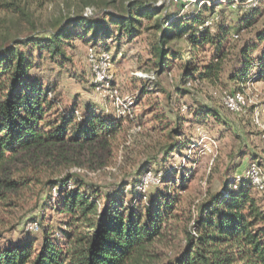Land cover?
Masks as SVG:
<instances>
[{
	"label": "trees",
	"instance_id": "16d2710c",
	"mask_svg": "<svg viewBox=\"0 0 264 264\" xmlns=\"http://www.w3.org/2000/svg\"><path fill=\"white\" fill-rule=\"evenodd\" d=\"M240 1L244 4L248 0ZM1 7L25 15L15 0L2 2ZM122 9L119 14H111L110 21L105 17L92 21L87 16H73L49 36L37 33L0 47V213L18 211L29 193L40 199L47 191L41 215L29 220L37 223L42 240L29 236L22 242H1L5 232L16 228L10 222L7 229H0V264H264V206L245 174L239 182L238 178H225L220 191L206 195L194 206L186 225L182 224L185 212L181 195L188 190L195 169L185 174L172 169L154 187L152 195L138 190L143 185L142 168L131 182L116 187H99L69 169L85 148L115 138L127 118L139 122L147 111L132 112L133 118H107L93 104L81 113L76 102L64 109L63 96L56 87L33 75L36 58L44 53L53 60H70L63 48L74 35L70 25L91 33L96 41L93 46H99L98 37L111 36L110 23L115 25L116 40L120 41L123 35L138 37L143 19L155 18V27L161 30L152 51L155 74L170 71L174 59L192 56L193 60L184 62L185 83H217L230 55L228 27L213 35L209 28H202L205 21L199 15L185 24L166 25L170 16H161L163 9L156 0H131ZM255 16L256 12L240 31L254 27ZM176 37L185 38L192 48L168 46ZM257 37L264 42V32ZM206 46L211 49L208 61L195 65L197 48ZM255 48L257 45L241 50L235 83L246 81L254 65L264 78V51L256 61L251 57ZM36 49L39 54H35ZM141 81L140 96L126 103L130 111L140 107L144 95L155 86L150 78ZM195 113L204 119L213 116L218 124L228 125L215 110ZM155 118L162 124L157 126L162 133L171 127L167 136L172 141L165 145L167 155L181 153L184 144L176 140L183 135L179 124L172 127V121ZM235 184L238 189L233 188ZM128 187L132 188L130 201L124 198ZM48 206L64 215L58 230L45 222ZM176 240L182 245L176 247Z\"/></svg>",
	"mask_w": 264,
	"mask_h": 264
},
{
	"label": "rangeland",
	"instance_id": "374dc122",
	"mask_svg": "<svg viewBox=\"0 0 264 264\" xmlns=\"http://www.w3.org/2000/svg\"><path fill=\"white\" fill-rule=\"evenodd\" d=\"M12 1L0 0V47L37 33L49 36L56 26L73 16H87L92 21L105 17L110 21L111 14L121 13L131 0H15L25 15L1 7L2 2ZM156 5L163 9L161 16H170L166 25L169 22L185 24L191 17L199 15L205 21L202 28H209L213 35L223 27L231 29L228 38L230 55L217 83L207 80L184 82V62L193 60L192 56L174 59L168 68L170 71L155 74L157 66L152 51L161 34V30L155 27V18L143 19L144 25L138 37L130 39L123 35L120 41L116 40L115 25L110 23L111 36L98 37L99 46H93L96 41L91 33H86L81 26L70 25L74 35L63 46L70 60H53L44 53L36 58L32 72L34 76H40L43 83L56 87L63 96L64 109L76 102L81 113L93 104L107 118H133L132 112L141 114L146 109L139 122H130L127 118L123 130L115 138L85 148L80 159L69 169L99 187H116L122 182H131L142 168L140 176L146 190H138L149 195L172 169H176L178 174L195 169L188 190L181 195L185 212L182 224L188 225L194 206L206 195L220 191L225 178L232 180L244 175L255 157L264 162L263 129L254 125L252 120L255 107L264 108V78L259 75V67L254 65L246 81L235 83L233 80L241 68V50L257 45L251 52L256 61L263 54L264 42L259 41L257 33L264 32V0H248L244 4L240 0H156ZM206 7H214V10ZM255 12V26L240 31ZM170 45L182 50L192 48L185 38L180 37L172 38ZM92 47L97 51L93 58L90 54ZM210 50L209 46L197 48L195 65L201 66L208 61ZM34 52L39 54L37 49ZM101 52L112 57L106 66L102 65ZM101 70L106 71L107 77L101 89H97L94 82ZM141 78H150L155 86L144 95L140 101L142 105L130 111L121 103L140 96ZM235 91H241L246 100L244 109L238 113L228 110L224 103L226 96ZM211 109L219 112L228 125L218 124L213 116L204 119L195 113V110L204 113ZM156 116L172 121V127L176 122L179 124L183 135L176 140L184 144L181 153L167 155L165 145L172 141L167 136L171 127L162 133V129L157 127L162 124ZM131 189L126 188L124 198L127 201L132 198ZM46 192L40 195V199L29 193L18 211L0 213V218H4L0 229L5 226L7 229L10 222L16 225L12 232H5L1 242H22L29 236L42 240V233L33 228L29 220L41 215ZM253 193L264 206V193L255 189ZM63 216L48 206L45 222L58 230ZM27 228H33L34 232ZM174 245L181 246V240H176Z\"/></svg>",
	"mask_w": 264,
	"mask_h": 264
},
{
	"label": "built area",
	"instance_id": "2783aa9c",
	"mask_svg": "<svg viewBox=\"0 0 264 264\" xmlns=\"http://www.w3.org/2000/svg\"><path fill=\"white\" fill-rule=\"evenodd\" d=\"M96 48L92 47L90 49V54L92 58L97 54V51L95 50ZM101 58L103 62V66H106V64L110 63L112 60V57L105 52H101ZM106 71L101 70L98 71L96 80L94 82V86L97 89H101L103 85V81L106 79ZM115 96L116 100L119 101L120 97L118 95V92L115 91ZM225 106L228 110L231 112L238 113L244 109V106L246 105V100L244 97V94L241 91H235L232 92L231 94L227 95L225 98ZM124 107H127L126 103L123 101L121 103ZM253 123L254 125H257L258 127L263 129V136H264V108L263 107H255L253 111ZM245 177L250 181L251 185L255 190H257L260 193H264V162L262 160H252L250 165L248 166ZM242 178L238 177V182L241 181ZM235 189H238V185L235 184L233 186ZM139 189H143L144 191L146 190V184L143 182V185L139 187ZM33 228L38 229L37 223H32L31 225ZM32 228V229H33Z\"/></svg>",
	"mask_w": 264,
	"mask_h": 264
},
{
	"label": "crops",
	"instance_id": "0c3cea01",
	"mask_svg": "<svg viewBox=\"0 0 264 264\" xmlns=\"http://www.w3.org/2000/svg\"><path fill=\"white\" fill-rule=\"evenodd\" d=\"M255 159H259V160H261L259 157H255V158H254V159H252V160H255ZM252 160H251V161H252ZM251 161H250V162H251Z\"/></svg>",
	"mask_w": 264,
	"mask_h": 264
}]
</instances>
